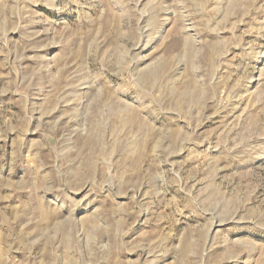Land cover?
<instances>
[{
    "label": "rangeland",
    "instance_id": "obj_1",
    "mask_svg": "<svg viewBox=\"0 0 264 264\" xmlns=\"http://www.w3.org/2000/svg\"><path fill=\"white\" fill-rule=\"evenodd\" d=\"M0 264H264V0H0Z\"/></svg>",
    "mask_w": 264,
    "mask_h": 264
}]
</instances>
